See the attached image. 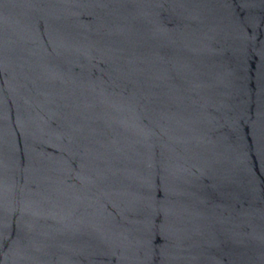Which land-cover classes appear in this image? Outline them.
Segmentation results:
<instances>
[{
	"label": "water",
	"instance_id": "95a60500",
	"mask_svg": "<svg viewBox=\"0 0 264 264\" xmlns=\"http://www.w3.org/2000/svg\"><path fill=\"white\" fill-rule=\"evenodd\" d=\"M0 264H264V0H0Z\"/></svg>",
	"mask_w": 264,
	"mask_h": 264
}]
</instances>
